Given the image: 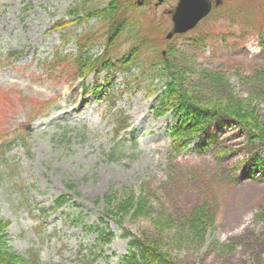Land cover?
Listing matches in <instances>:
<instances>
[{"label":"rangeland","instance_id":"374dc122","mask_svg":"<svg viewBox=\"0 0 264 264\" xmlns=\"http://www.w3.org/2000/svg\"><path fill=\"white\" fill-rule=\"evenodd\" d=\"M109 1L0 0V62L5 65L0 68V91L9 98L0 101V129L8 136L12 133L14 143L0 159V218L10 222L8 246L20 254L33 248L46 264H78L79 253L100 254L94 264H123L128 240L119 237L121 231L139 238L149 221L131 215L120 221L111 215L105 222L115 237L106 246L98 242L97 230L88 226L97 224L104 207L95 199L108 192L121 197L131 191L135 197H146L153 216L175 218L173 229L194 207L205 206L213 213L203 243L177 251L182 262L264 264V219H255L261 212L257 206L264 203V148L247 142L238 126L220 118L175 154L168 137L175 120L170 113L155 118L151 108L156 94L147 96V91L162 85L150 66L164 51L177 69L222 72L233 94L247 98L248 78L264 68V21L253 17L255 10L264 17V0H221L195 29L168 41L164 38L171 28L168 14L176 0H161L157 6V0H130L137 32L144 33L147 42L116 75L111 86L116 104L110 108L100 89L97 95L83 91V85L93 84V73L81 81L72 80L66 68L54 75L40 68L56 51L75 54L72 39L83 29L98 32L96 43L103 42L104 26L94 20L92 27L83 22L60 31L50 29ZM137 42L124 32L114 55L123 57ZM90 50L92 56L103 51L100 44ZM10 52L20 54L9 57ZM101 84L99 76L96 85ZM30 100L51 107L49 114L28 123ZM255 104L264 124V98ZM120 114L127 117L128 128L114 141L113 127ZM16 133L26 137L25 146ZM116 144L123 151L118 163L106 157ZM64 183H72L78 195L68 193ZM60 195H68L66 205L46 219L38 216L35 207L47 210ZM217 245L228 246V251H219Z\"/></svg>","mask_w":264,"mask_h":264},{"label":"trees","instance_id":"16d2710c","mask_svg":"<svg viewBox=\"0 0 264 264\" xmlns=\"http://www.w3.org/2000/svg\"><path fill=\"white\" fill-rule=\"evenodd\" d=\"M133 9L134 5L130 0H110L106 6L91 9L84 16L75 17L67 22L55 23L50 29L51 31H60L67 26H81L83 22L87 23L86 26L92 27L89 23L92 20L98 21L104 26V31L101 33V36H104V41L100 40L96 43L98 32H85L83 29L81 34L72 39L77 47L75 54L66 55L56 51L50 60H43L40 67L52 75L66 68L65 70L70 73L69 77L72 80L84 81L93 73L95 80L92 85L86 88L83 85L84 92L91 90L94 95H97L98 89H100L101 96L110 102L109 108L115 106L116 101L113 98L111 87L115 77L131 64L138 49L147 42L145 34L139 35L137 32V22L132 19ZM255 11L256 15L253 14V17L257 16L263 22L264 17L261 10ZM250 23L251 26L255 24L254 20H250ZM124 32H128L138 42L120 58L114 55V51L115 45H117L116 41ZM68 42L69 40H63L62 43ZM97 44L102 46L103 51L96 56L90 55V49ZM18 54L20 53L10 52L9 57ZM159 59L158 62L151 64L150 69L154 72L153 78L162 85L158 90L147 91V96L151 97L156 94V103L151 108L155 118H162L170 113L175 120V125L168 131L170 148L175 154L186 150L191 143L203 136L213 121L220 118L229 119L238 126L245 133L247 142L258 143L264 148V124L260 121L255 104V100L260 101L264 98V68L257 70L253 77L248 78L249 95L247 98L240 99L233 94L220 71L180 70L166 60L161 52ZM1 67H4L3 62H0ZM99 76L102 80L100 86L96 85ZM1 100L9 102L7 94L0 91ZM27 105H29L27 106V122L29 123L37 117H46L51 109L41 102L31 100ZM127 127V117L120 114L115 120L113 138L116 139L118 134ZM18 138L21 144L25 145V137L18 136ZM11 149V139L0 129V159ZM122 152L116 144L106 157L110 162L118 163ZM224 153L227 152H218V154ZM64 186L68 192L78 195L72 183H64ZM68 200L66 195H60L51 208L45 210L42 207H35V209H37L38 216H43L46 219L49 214L66 205ZM99 201H102L104 205L101 217L97 224L88 227L97 230L98 242L102 246L109 245L115 237L105 222L111 218V215L118 217L120 221L129 215L149 221V228L143 230L139 238L132 236L126 230L121 231L119 237L128 240V252L120 259L123 264H186L178 258L177 251L187 250V247L194 242L203 243L204 235L212 226L214 219L213 213L208 208L197 206L181 217V225L175 226L173 229L175 218L162 219L159 216H153L149 213L147 199L143 194L135 197L134 193L130 191L118 197L117 193L108 192L101 199H95L96 203ZM257 209L261 212L255 214V219H264V203L258 205ZM29 214L32 215L33 210ZM9 225L7 220L0 218V264H46L39 257L38 251L33 248L20 254L8 246ZM216 247L221 252L228 251V246L217 245ZM99 256L100 254L79 253L76 258L78 264H94Z\"/></svg>","mask_w":264,"mask_h":264},{"label":"water","instance_id":"95a60500","mask_svg":"<svg viewBox=\"0 0 264 264\" xmlns=\"http://www.w3.org/2000/svg\"><path fill=\"white\" fill-rule=\"evenodd\" d=\"M220 4V0H177L173 12L169 13L172 27L165 39L192 30L209 15L213 6L218 7Z\"/></svg>","mask_w":264,"mask_h":264}]
</instances>
